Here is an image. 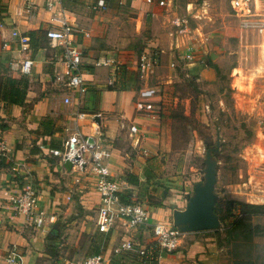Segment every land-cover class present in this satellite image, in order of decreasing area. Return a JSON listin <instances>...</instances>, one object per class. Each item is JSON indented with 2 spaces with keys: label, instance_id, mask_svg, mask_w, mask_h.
Here are the masks:
<instances>
[{
  "label": "crops",
  "instance_id": "1",
  "mask_svg": "<svg viewBox=\"0 0 264 264\" xmlns=\"http://www.w3.org/2000/svg\"><path fill=\"white\" fill-rule=\"evenodd\" d=\"M30 1L35 3L33 9H28ZM231 1L118 0L117 6H110L105 0H67L51 7L52 0H0V91L8 79L22 80L19 88L26 90L18 104L0 95V144L7 147L0 154V264L6 263L14 246L23 264H81L76 260L82 237L87 238L90 255L103 254L108 264L115 261L116 250L124 243L136 239L132 252L142 247L146 227L132 231L120 222L109 232L100 231L99 178L89 154L86 167L75 166L72 171L52 154V150H63L75 135L93 139L111 152L106 163L112 176L125 183L121 198L147 206L149 226L168 223L174 208H186L193 193L180 186L171 190L164 206L148 203L159 190L176 184L160 173L164 167L159 160L169 149L171 90L179 77L176 69L204 64L199 53L207 52L211 62L218 58L222 64L237 52L233 47L229 54L207 49L210 45L223 48L226 32L222 27L204 33L200 26L189 28L184 22L188 16L206 24L221 20L224 28L234 21ZM101 3L105 8L99 7ZM253 11L264 20V0H257ZM65 22L74 26L73 40L84 55L83 85L78 89L69 85L64 48L47 38L50 29H59ZM241 31L259 34V51L264 56V32ZM143 53L156 55L159 61L152 78L140 76ZM27 59L35 61L30 75L22 73ZM215 66L221 68L218 63ZM234 69L243 70L241 66ZM149 88L159 93L143 99L141 91ZM140 101L152 107L139 109ZM132 125L139 126V137L131 136ZM30 187L38 191L37 212L45 215L44 229L11 204V197ZM168 203L173 204L170 210L165 208ZM201 245L204 242L197 240L194 246ZM66 251L74 256H65Z\"/></svg>",
  "mask_w": 264,
  "mask_h": 264
},
{
  "label": "rangeland",
  "instance_id": "2",
  "mask_svg": "<svg viewBox=\"0 0 264 264\" xmlns=\"http://www.w3.org/2000/svg\"><path fill=\"white\" fill-rule=\"evenodd\" d=\"M231 14H234V21L225 24L224 28L219 24L221 20L216 24H206L201 18L186 17L184 24L189 28L200 26L205 33L218 25L226 32L223 48L214 49L215 46L210 45L207 49L229 54L233 47L235 52L240 53L222 64L218 58L211 62L207 52L199 53L204 64L189 63L187 69L184 66L176 69L179 77L171 90L174 99L169 113L172 120L169 149L159 157L164 167L160 173L176 184L159 190L158 196L148 202L164 206L163 203L172 195L171 190L177 186L186 192L190 188L193 193L195 183L204 181L206 149L217 147L220 141L222 152L217 156L219 174L216 192L220 197L217 208L219 216L223 218L222 228L219 232H200L192 238L185 234L172 252L161 251L159 244L156 245L158 236L155 225L144 228L147 238L142 247L155 245L163 258H158L154 264H235L236 261L246 260L264 264L263 236L249 242H246L244 235H240L238 241L228 236L234 217L230 201L264 205V81L261 79L264 56L258 46L261 38L256 37L259 34L242 32L241 18L234 10ZM196 37L200 38V35L197 33ZM215 63L221 68L218 69ZM240 66L243 70L234 71L235 67ZM255 73H258L257 76ZM189 195L187 193L185 197ZM172 206V203H168L165 208L170 210ZM169 217L168 223L161 221L160 224L174 226L173 212ZM263 223V218H256L254 222ZM197 240L203 241L204 245L196 249L194 245ZM86 242L87 238L82 237L78 251L80 255L76 260L81 264L92 256ZM70 255L74 256V253L65 252V256ZM118 257L114 256L113 259ZM131 258L127 262L111 261L109 264H132ZM134 264L141 263L134 261Z\"/></svg>",
  "mask_w": 264,
  "mask_h": 264
},
{
  "label": "built area",
  "instance_id": "3",
  "mask_svg": "<svg viewBox=\"0 0 264 264\" xmlns=\"http://www.w3.org/2000/svg\"><path fill=\"white\" fill-rule=\"evenodd\" d=\"M64 1L67 0H52L49 5L54 7L56 4H61ZM256 1L232 0L231 5L233 10L241 17L242 27L245 30H256L263 33L264 20L258 17L253 11ZM34 7L35 3L30 1L28 3V9H33ZM99 7L105 8V5L101 3ZM74 33V26L65 22L59 29H50L47 32V38L64 48V60L70 73L69 85L72 89H78L83 85L81 70L84 55L81 48L73 40ZM7 46L8 44L4 45V47ZM24 50H27V47H24ZM188 58L191 59V56H188ZM158 63L159 61L156 55L143 53L138 64L141 78L147 79L154 77L157 73ZM34 65L35 61L32 59L25 60L22 63V73L24 75H30ZM158 93V89L149 88L141 91L140 95L143 99H148L156 96ZM138 107L143 110L150 109L152 106L145 103V101H140ZM130 133L132 137H139L141 133L139 126L132 125ZM6 151L7 147L0 144V154H5ZM52 154L55 157L61 158L62 161H66L67 159L73 160L75 166L80 169L86 165V155L89 154L93 171L99 178L97 189L101 199L99 209L100 231L109 232L120 222L126 223L132 231L142 227H148L151 224L150 211L147 206L139 202L126 203L122 201L121 194L125 183L114 178L110 172L108 164L106 163L112 157L109 150L104 149L95 143V141L94 144H91L89 140L81 139L78 135H75L68 139L63 150H52ZM76 157H80V160H75ZM11 204L17 212L31 217L38 228L44 229L45 215L42 212H37L39 194L36 189L30 187L25 189L21 194L11 197ZM154 230L158 236L156 245L158 246L159 244V249L161 248V251L166 252H172L179 245L183 235L174 226L168 227L159 222L155 224ZM135 249L133 239L120 246L116 250V255L134 251ZM138 253L142 256L153 258V255L156 253L155 245L140 247ZM158 258H162V256L158 255L155 257L156 260ZM5 264H23L17 246L10 248ZM82 264H108V261L103 254H97L88 257Z\"/></svg>",
  "mask_w": 264,
  "mask_h": 264
},
{
  "label": "water",
  "instance_id": "4",
  "mask_svg": "<svg viewBox=\"0 0 264 264\" xmlns=\"http://www.w3.org/2000/svg\"><path fill=\"white\" fill-rule=\"evenodd\" d=\"M220 140V138H219ZM89 142L94 144V140ZM204 161V181L194 186V191L187 201L184 210L173 209L174 227L182 234L215 231L222 228V221L216 212L220 197L216 192L219 174V161L217 156L221 154V143L217 147H208ZM75 160L79 161L80 157ZM68 171L75 167L73 160L67 159L64 163ZM86 165L83 166L85 168Z\"/></svg>",
  "mask_w": 264,
  "mask_h": 264
},
{
  "label": "trees",
  "instance_id": "5",
  "mask_svg": "<svg viewBox=\"0 0 264 264\" xmlns=\"http://www.w3.org/2000/svg\"><path fill=\"white\" fill-rule=\"evenodd\" d=\"M118 0H105V5L110 6H117ZM108 3V4H107ZM117 3V4H116ZM8 83L12 86L11 89L9 88V84L6 83L4 89H1L0 95L4 93V100L8 101L9 103H20L26 95V90L22 91L19 88V85L21 83H24L22 80H13L8 79ZM184 119H188L185 118ZM138 184V183H137ZM123 198V197H122ZM124 202L131 203V200H125L123 198ZM230 208L233 210V221L231 222V227L229 228V237L233 241H238V237L240 235H244L246 242L252 241L255 237L263 236L264 237V223L263 224H254L256 218H263L264 219V205H256V204H249L241 201H230ZM218 205V204H217ZM236 211V213L234 212ZM216 212L218 213V208L216 207ZM221 218V217H220ZM223 220V218H221ZM232 220V219H231ZM219 230L215 231H206V232H219ZM229 239V238H228ZM155 255H153V258L151 257H145L140 255L136 252H124L121 253L118 258L115 259L116 262L122 261L127 262L129 257H132V264H134V261L137 263L138 261L141 264H154L157 263V260L155 259L156 256L160 255L159 249L155 248ZM100 254V253H99ZM235 264H254L252 261H236Z\"/></svg>",
  "mask_w": 264,
  "mask_h": 264
}]
</instances>
